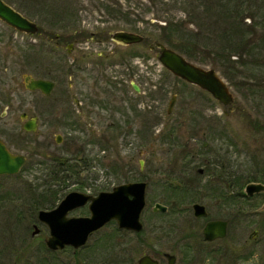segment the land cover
Wrapping results in <instances>:
<instances>
[{"label":"rangeland","instance_id":"rangeland-1","mask_svg":"<svg viewBox=\"0 0 264 264\" xmlns=\"http://www.w3.org/2000/svg\"><path fill=\"white\" fill-rule=\"evenodd\" d=\"M13 1L24 9L17 4L18 0ZM218 1L222 2L220 9ZM206 3L204 8L207 12L204 8L202 10L203 5L193 7L197 12H191L197 18V22H193L197 30L192 29L190 34L196 35L201 50L189 60L205 68H214L219 73L235 98L231 104L223 105L208 92L174 76L156 59L157 50H150L147 44L132 48L114 47L112 53V46L107 43L110 47H105L103 53H110L102 62L96 58V52L101 48L96 47V51L93 49L94 62L87 64L89 69L75 76L74 59L77 60L78 51L82 49L74 43V50L69 53L67 44L63 43L59 47V60L45 62L44 71L40 68L33 71L34 75L55 80L50 99L53 101L56 97V102H59L58 98L65 102L59 105L53 101L52 104L39 93H25L31 101L30 113L38 116L39 127L30 141L16 138L9 144L11 150L26 155L27 160L18 174L0 177V201L14 203L16 217L25 216L23 223L18 221L14 225L17 229L14 237L16 239L18 234L24 237L25 248H41V235H33L31 222H36L38 210L46 206L44 201H55L66 193L61 191L79 188L96 193L92 190L146 181L148 214L154 202L166 204L163 187L178 182L176 175L181 174L179 179L191 186L197 183V176L192 175L195 168L184 172L189 170L188 163L203 165L207 159L215 162V166L207 167L215 174L213 177L205 175L201 183L213 179L215 183H234L243 188L250 181H264V27L256 26L252 42L258 47L252 45L255 54L249 53L251 48L248 44L249 13L257 11L256 18L264 17V0H207ZM186 5L182 0H123L124 9L134 15H143L142 28H145L147 42L157 39L164 43L167 40L164 34L172 40L181 39L182 31L176 20L185 19ZM190 8L192 6L188 5L185 10ZM235 10L240 17L237 24L228 28L220 26L218 21L232 17ZM127 17L135 19L133 15ZM109 22L125 26L113 19ZM238 27L248 31L240 32ZM225 29L235 36L236 42L232 41L230 33L220 34ZM171 32L175 35L171 36ZM240 33L244 37L239 40ZM8 34L0 25V41L3 37L8 40ZM105 34V30L100 32L102 36ZM11 35L19 41L21 48L24 41L31 40L26 35L12 32ZM65 36L72 37V34L65 33ZM221 36L228 41L222 43ZM32 37V42H38L42 41L44 34ZM45 43L44 49L56 48L53 39ZM131 50H142V56L130 60ZM221 52L224 53L222 57ZM122 54L127 60L120 65ZM92 63H97L98 68H94ZM51 64L54 68L50 67ZM57 64L58 70L55 69ZM20 67L24 66L21 64ZM20 67L14 64V69L19 70ZM61 70L63 75L59 72ZM133 83L139 91L132 87ZM78 90L83 97L101 92L102 105L106 104L107 108L89 107L86 102L76 116L78 112L74 111L73 102L78 97ZM172 94L177 97L172 112L168 114ZM18 126L17 122L16 131H19ZM56 135L61 138L59 143ZM186 154L196 156L184 157ZM197 195L192 192V196ZM236 199L239 210H250L248 203L255 204L252 208L256 210L254 215L245 220L238 216L234 223L241 242L250 236L253 229L259 231L255 235L256 259L253 264H264V212H259L264 203V192L249 200L240 193ZM208 202L215 203V200ZM217 205L213 206V211L216 217L222 216L225 210L217 211L220 204ZM165 217L167 221L169 216ZM174 222L181 223L176 215ZM10 240L13 241L12 238ZM159 240L156 247L166 250L168 244L165 239Z\"/></svg>","mask_w":264,"mask_h":264},{"label":"flooded vegetation","instance_id":"flooded-vegetation-1","mask_svg":"<svg viewBox=\"0 0 264 264\" xmlns=\"http://www.w3.org/2000/svg\"><path fill=\"white\" fill-rule=\"evenodd\" d=\"M3 1L37 26L36 32L31 34L30 32H21L0 20V25L9 32L7 36L9 39L5 40L3 37V40L0 41V143L3 144L11 154H18L9 147V144L13 140H17L16 138H18L20 141H30L31 135L35 134L39 127L38 116L30 113L31 101L26 97L25 93H39L52 104L53 101L59 105L65 102V100L61 98H58L59 102H56V97L53 101L50 99L51 93L56 86L55 80L44 78L42 75L38 76V74L34 75L33 73L35 69L38 71L39 68L43 71L44 69L46 70V66H44L45 62L53 63V61L59 60L61 57V52L59 51L61 48L59 47H62L63 43L67 44L66 48L69 53L74 50V43L77 44L79 49L83 50H79L77 60L74 59V65L77 70V75L75 74V76H80L81 71L89 69L87 64L94 62L92 58L94 53L93 49L96 51L99 47L101 50L96 52V58L100 62L106 59L110 52H114V47L132 48L135 45L138 46L142 44H147L150 50H157L156 59L159 62L160 49L157 44H162L189 60V58L194 57V55H198L201 50L196 35L194 34L193 36L190 34L192 33L190 31L197 30L193 24V22H197V18L192 16L191 12L196 11V8H193L195 6L203 5V10L205 5H207V0H182L187 4L184 7L185 9L188 5L192 6V8L189 10L184 9V20H176L182 31L180 36L181 39L172 40L168 34H164L168 43L166 41L163 43L159 40L157 41V39L147 42L145 28H142L143 15L141 13L134 15L129 10L124 9L123 0H18L17 4L24 9L19 8L15 4L16 1ZM217 5H220L219 9L222 8V2L220 4L218 1ZM205 10L207 12V9ZM256 13L257 11H251L249 13V23L251 25H249L248 44L252 49H249V53L254 54L255 51L253 47H256V43L252 42L256 35V26L264 27V17L256 18ZM128 15H133L135 19H129L127 17ZM112 19L116 22L124 23L125 26L110 24L109 21ZM238 20H240V17H238V11L235 10L232 17H226L225 19L221 18L218 23L220 26L228 28L229 25L233 26L237 24ZM165 25L167 24L165 23ZM104 30L106 32L105 36L100 35V32ZM119 31L137 34L141 37V40L128 44L117 41L113 39L112 34ZM239 31L247 32L248 30L239 28ZM11 32L14 34L26 35L29 39L31 38V40L24 41L23 48H21V44H18L19 41L15 40V36L11 35ZM226 32L230 33V38L233 42L237 41L229 30H222L220 34H225ZM65 33L72 34V37L65 36ZM41 34H44L42 41L32 42V36H41ZM49 34H53V36L51 37ZM170 35L173 36L175 34L171 32ZM243 37V34L240 33L238 39L240 40ZM220 38L223 43L225 38L223 39L222 36ZM52 39L54 40L56 48L44 49V45L46 44L45 41L47 42ZM105 39H107V41H105ZM225 41L227 42L228 40ZM107 43L111 44L112 48L108 46ZM17 45L18 48H16ZM252 45L254 46L252 47ZM105 47H110L112 50L105 54L103 53ZM221 51H223V49ZM237 53L240 56L243 55V53L240 54L239 51H237ZM125 54L121 56L120 65L126 63L127 59ZM222 55H224V53L221 52V57ZM129 56L130 60L138 56L141 57L142 50H136L135 52L131 50ZM241 62H244V60L242 59ZM15 63H17L19 67L21 64L24 67L22 69L20 67L19 70L14 69ZM92 64L94 68H98L97 63ZM53 65L54 64H51L50 67L54 68ZM59 68V64H57L55 69L58 70ZM14 72H16V74ZM59 72L63 75V70ZM217 74L219 75V73ZM17 75L19 78H17ZM39 79L49 80L53 83V87L49 93H45L38 88L31 89L29 87L32 80ZM95 82L96 84L98 83L97 81ZM135 86L136 85L133 83L132 87L136 91H139V88L136 86L138 88L137 90ZM100 94L101 92L97 94L90 93L83 97L78 90V97L74 98L73 102L76 108L74 111L78 112V114L75 115L79 116L83 108L82 106L85 105L86 102L89 107L97 106L107 108L106 104L103 103L104 105H102V96ZM173 95L175 96V100L172 107L169 109ZM172 96L167 107L168 114L172 112L177 97L176 94H172ZM68 116L69 118L71 117L70 114ZM32 120H34L35 129H31ZM17 122L19 131H16ZM206 142L207 141L204 142L205 146H207ZM21 155L25 157V161L20 169L15 173L0 174V177L16 175L22 170L27 157L24 154ZM189 156L193 157L196 155L190 154ZM189 156L186 154L184 157ZM197 164H186L189 170L184 171L189 172L191 167L195 168L196 172L192 175L197 176V183L191 186L188 182L186 183V181H181V178L179 179V175L181 174L176 175L175 178L178 182L175 181V183H170L167 187H163L164 190L162 191V195L166 204L154 202L148 214H146L147 198L145 195L146 202L140 214L139 221L141 222V228L139 230L134 227L120 226L116 218H111L103 225L91 230L87 234L84 243L77 246L72 244L60 246L57 244L55 247H51L49 245V239L52 237L51 227L46 220L50 219L51 216H46V219H40L38 216L39 211L43 210L48 212L55 209L70 192L77 191L96 196L100 192H111L117 185L108 189L101 188L92 190L96 193L87 190L83 191L84 189L80 190L79 188L70 191H61L64 189L62 188L60 191L62 193L66 192L65 194L58 196L55 201H44L46 206L38 210L36 222H31L33 235H41L39 238L41 248L39 249L30 247L25 248V239L19 234L15 239L14 236L16 235L17 229L14 225L18 221L23 223V221H25V216L16 217L15 204L8 201H0V211L3 209L0 218V264H253L254 259H256L255 235L259 233V231L253 229L250 236L241 242L234 221L238 216H242L245 220L251 215H254L256 210L252 208L255 207V204L248 203V208L250 210L244 211L239 210L235 202H238L236 197L240 195V193L246 197V200H249L262 194V192L248 195L245 192L246 185L240 188L238 184H222V182L219 181L215 183L213 179L209 180L210 182L208 183H201V179L205 175L213 177L215 174L214 171H211L207 167H210L211 164L215 166V162L211 163L210 160L207 159L206 163H203V165ZM192 192H196L198 195L194 197L192 196ZM51 196H53V194H51ZM128 197L132 198V195ZM205 200L207 202H205ZM213 200H215V203L210 202V204H213L210 205L208 201ZM90 202L91 201L88 200L85 204L70 209L64 217L58 215L52 217L55 221L54 223L57 225L55 229L58 230V226H62L63 219L65 218L90 216ZM17 204V206L20 207L19 202ZM156 204L164 206L165 209H160L159 207L155 209ZM195 204L201 205L204 208L205 213L203 215H196L194 209ZM217 204H220L219 207H216L217 211H225L222 216L216 217L213 206H218ZM263 205L264 203H262L259 212H264ZM224 207L230 209V211ZM145 215L147 218H145ZM175 215L180 218L181 223H179V225L174 222ZM164 216H169L167 221ZM145 220L150 222H145L144 224ZM213 221H220L221 224H218V226L210 225ZM247 221H250V219ZM8 225L11 226L8 227ZM180 225H182V227ZM62 228L63 227H61V229ZM206 228L209 229V232H206ZM145 230L148 231L145 233ZM59 234L60 233H58V237L61 236ZM162 237L168 244L166 250L156 247L159 246V239ZM10 238H12L13 241L10 240Z\"/></svg>","mask_w":264,"mask_h":264},{"label":"water","instance_id":"water-1","mask_svg":"<svg viewBox=\"0 0 264 264\" xmlns=\"http://www.w3.org/2000/svg\"><path fill=\"white\" fill-rule=\"evenodd\" d=\"M0 20L21 32H30L33 34L37 30L35 23L25 18L3 0H0ZM112 37L125 44L141 40V37L137 34L122 31L114 32ZM157 45L160 49V62L172 74L207 91L223 105L234 102L235 98L232 92L214 68H205L195 64L176 51L162 44ZM29 87L31 89L38 88L45 93H49L53 87V83L49 80H32ZM135 88L138 90L136 86ZM174 100L175 96L173 95L169 109L172 107ZM31 124V129H35L34 120L31 121ZM60 139V136L56 135V142L59 143ZM24 161L25 157L23 155L11 154L0 143V174L17 172ZM146 186V181L126 182L118 184L111 192H100L96 196L74 191L67 194L55 209L48 212L40 210L38 213L40 219H46V216H51L50 219H46L51 227L52 233V237L49 239V245L55 247L57 244L60 246L64 244H72L75 246L82 244L91 230L98 228L111 218H116L120 226L134 227L139 230L141 228L139 218L146 202ZM245 192L248 195L264 192V183L249 182L246 184ZM129 195H132V198H129ZM88 200L91 201L89 205L91 211L90 216L65 218L63 219L62 226L59 225L58 230L55 229L57 225L54 223L55 221L52 217L57 215L64 217L70 209L83 205ZM158 207L165 209L164 206L156 204L155 209ZM194 209L196 215L200 216L205 213L201 205L195 204ZM218 224H221L220 221L210 223V225L215 226H218ZM61 227L63 228L61 229ZM206 232H209V229L206 228ZM58 233H60V237H58Z\"/></svg>","mask_w":264,"mask_h":264},{"label":"trees","instance_id":"trees-1","mask_svg":"<svg viewBox=\"0 0 264 264\" xmlns=\"http://www.w3.org/2000/svg\"><path fill=\"white\" fill-rule=\"evenodd\" d=\"M248 180H251V178H249ZM259 180H262V179H259ZM263 180H264V178H263ZM251 182V181H250ZM264 182V181H263Z\"/></svg>","mask_w":264,"mask_h":264}]
</instances>
